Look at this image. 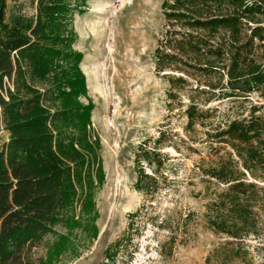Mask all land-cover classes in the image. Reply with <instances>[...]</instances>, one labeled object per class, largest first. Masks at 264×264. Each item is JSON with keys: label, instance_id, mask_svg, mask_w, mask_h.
Instances as JSON below:
<instances>
[{"label": "rangeland", "instance_id": "obj_1", "mask_svg": "<svg viewBox=\"0 0 264 264\" xmlns=\"http://www.w3.org/2000/svg\"><path fill=\"white\" fill-rule=\"evenodd\" d=\"M173 1L64 0L69 13L48 33L55 40H43L56 57L22 59L2 88L17 109L6 115L2 106L0 151L13 135L8 119L52 137L30 159L67 176L83 222L72 247L48 264H264V189L243 244L209 222L211 203L229 186L210 170L235 157L226 130L236 120L248 125L255 104L254 116L264 113V85L233 97L228 69L232 58L238 69L264 68V30L253 41L256 23L246 19L233 33L191 30L168 19ZM37 6L0 0V33L30 36ZM220 9L232 12L229 3ZM183 36L192 43L175 45Z\"/></svg>", "mask_w": 264, "mask_h": 264}, {"label": "trees", "instance_id": "obj_2", "mask_svg": "<svg viewBox=\"0 0 264 264\" xmlns=\"http://www.w3.org/2000/svg\"><path fill=\"white\" fill-rule=\"evenodd\" d=\"M227 3L232 12L222 13L220 8ZM68 7L64 0H38L35 24L28 27L30 36L18 32L0 33L1 84L4 76L11 77L20 71L22 59L43 55L56 57V50L43 40H55L48 33L57 29V16L64 17L69 13ZM212 9L217 13L209 14ZM167 16L170 21L190 29L208 27L211 32H216L225 27L231 33L242 19H246L248 23H256L250 27L252 36L248 41H253L264 30L261 25L264 23V0H174ZM185 39L183 36L176 40L175 45L192 43L193 39ZM215 50L218 56L225 55L221 44ZM14 51L17 55L13 57ZM237 65V60L232 58L228 69L231 96H247L264 85L261 65L249 63L241 69ZM207 68L213 69V65ZM1 103L6 115L17 109L16 102L8 103L2 99ZM256 108L255 104L248 125L236 120L226 130L232 136L226 142L232 144L237 159L231 154L226 164L210 170L213 177L229 183L219 200L211 203L210 225L215 233L227 234L239 242L254 231L257 219L253 204L258 202L259 190L264 189L258 183L248 181L247 177L249 172L256 179H264V113L254 116L258 112ZM8 121L7 127L13 135L0 151V264H48L50 258L65 254L72 247L76 241L72 233L83 222L75 218L74 197L67 176L61 170H46L30 159L35 152L50 148L52 137L27 134L25 130L17 129L20 123ZM255 126L261 127L255 129ZM82 200L86 209L85 195ZM69 207L73 211L71 218H67L63 210ZM61 227L66 229L65 233L59 230ZM39 248H43L41 254L45 255L36 259Z\"/></svg>", "mask_w": 264, "mask_h": 264}, {"label": "built area", "instance_id": "obj_3", "mask_svg": "<svg viewBox=\"0 0 264 264\" xmlns=\"http://www.w3.org/2000/svg\"><path fill=\"white\" fill-rule=\"evenodd\" d=\"M15 52L16 51H14L13 53H15ZM7 79H8V76H4L2 84L0 83V135L3 134V132L5 130V123H4L3 116H2V104H1V100L3 98H4V100L8 99L6 97V95L4 94V92L2 91V88H3V86H5V83H6Z\"/></svg>", "mask_w": 264, "mask_h": 264}]
</instances>
